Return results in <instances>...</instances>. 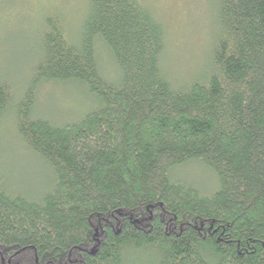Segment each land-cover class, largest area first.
Here are the masks:
<instances>
[{
    "label": "trees",
    "instance_id": "16d2710c",
    "mask_svg": "<svg viewBox=\"0 0 264 264\" xmlns=\"http://www.w3.org/2000/svg\"><path fill=\"white\" fill-rule=\"evenodd\" d=\"M216 22L211 72L177 89L161 68L163 28L137 0H89L74 44L45 20L14 114L53 187L32 202L0 178V264H264V0H216ZM47 82L85 86L95 107L60 126L32 118ZM10 101L0 81V115ZM188 162L213 172V191L172 179Z\"/></svg>",
    "mask_w": 264,
    "mask_h": 264
},
{
    "label": "rangeland",
    "instance_id": "374dc122",
    "mask_svg": "<svg viewBox=\"0 0 264 264\" xmlns=\"http://www.w3.org/2000/svg\"><path fill=\"white\" fill-rule=\"evenodd\" d=\"M137 1L163 28L161 68L175 88L198 82L211 72L212 44L218 30L216 0ZM88 5L89 0H0V81L11 90L9 109L0 115V178L11 195L39 202L53 187L50 167L18 136L14 110L41 57L45 20L60 21L66 39L74 44ZM95 58L103 78L112 81L118 77L113 57L100 41L95 44ZM93 99L79 83H41L35 90L32 118L58 126L71 123L95 107ZM170 175L202 193L217 186L213 172L199 162H188Z\"/></svg>",
    "mask_w": 264,
    "mask_h": 264
}]
</instances>
